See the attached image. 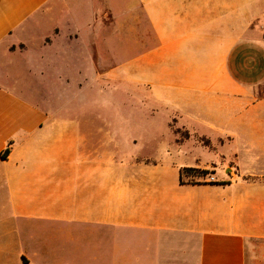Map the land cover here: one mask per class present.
Listing matches in <instances>:
<instances>
[{
    "label": "crops",
    "instance_id": "0c3cea01",
    "mask_svg": "<svg viewBox=\"0 0 264 264\" xmlns=\"http://www.w3.org/2000/svg\"><path fill=\"white\" fill-rule=\"evenodd\" d=\"M263 27L264 0H0V264H264Z\"/></svg>",
    "mask_w": 264,
    "mask_h": 264
},
{
    "label": "rangeland",
    "instance_id": "374dc122",
    "mask_svg": "<svg viewBox=\"0 0 264 264\" xmlns=\"http://www.w3.org/2000/svg\"><path fill=\"white\" fill-rule=\"evenodd\" d=\"M22 47V46H21ZM1 67V71L2 73H4V70H6L7 68H2ZM3 69V70H2ZM14 69V66L9 67V70L12 72V70ZM15 69H17L16 72V76H18V85L17 88H21L22 90H24L26 97L37 101L38 96H39V81L36 76H31V74L29 75V73H27V68L25 67V65H23V63H19V65L17 64ZM0 73V76H5L4 74ZM36 74V71H35ZM6 83H10L11 85H13L12 83H15V81H12L11 78L9 79H5ZM23 86H26V88H24Z\"/></svg>",
    "mask_w": 264,
    "mask_h": 264
},
{
    "label": "trees",
    "instance_id": "16d2710c",
    "mask_svg": "<svg viewBox=\"0 0 264 264\" xmlns=\"http://www.w3.org/2000/svg\"><path fill=\"white\" fill-rule=\"evenodd\" d=\"M8 153H9V148L5 149V151L2 153L1 157H2L3 159L6 158L7 155H8Z\"/></svg>",
    "mask_w": 264,
    "mask_h": 264
},
{
    "label": "built area",
    "instance_id": "2783aa9c",
    "mask_svg": "<svg viewBox=\"0 0 264 264\" xmlns=\"http://www.w3.org/2000/svg\"><path fill=\"white\" fill-rule=\"evenodd\" d=\"M262 35H263V37H264V27L262 28Z\"/></svg>",
    "mask_w": 264,
    "mask_h": 264
}]
</instances>
